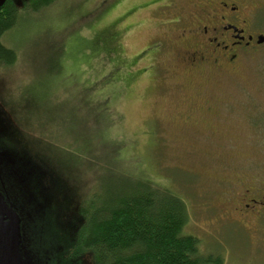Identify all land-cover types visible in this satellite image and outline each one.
I'll list each match as a JSON object with an SVG mask.
<instances>
[{
  "label": "rangeland",
  "instance_id": "obj_1",
  "mask_svg": "<svg viewBox=\"0 0 264 264\" xmlns=\"http://www.w3.org/2000/svg\"><path fill=\"white\" fill-rule=\"evenodd\" d=\"M12 1L18 22L2 42L16 59L0 61V194L20 221L24 255L58 264L67 254L74 221L99 193L96 142L103 162L120 156L121 174L185 201L184 231L203 254L264 264V44L229 72L205 74L173 42L170 22L189 15L187 0H55L38 12ZM254 4L264 34V0ZM247 189L257 203L242 199ZM243 203L253 204L244 218L233 210Z\"/></svg>",
  "mask_w": 264,
  "mask_h": 264
},
{
  "label": "trees",
  "instance_id": "obj_2",
  "mask_svg": "<svg viewBox=\"0 0 264 264\" xmlns=\"http://www.w3.org/2000/svg\"><path fill=\"white\" fill-rule=\"evenodd\" d=\"M54 1L29 0L26 9L38 12ZM18 17L19 11L12 0L0 7V61L7 64L14 63L16 54L3 44L2 38L14 28ZM91 104L96 103L92 101ZM102 136L100 134L98 139L104 140ZM101 148L95 142L99 193L88 209L80 211V225L74 221V237L58 264L224 263L221 254H203L199 238L185 233L189 214L187 204L179 195L142 175L121 174L117 169L124 171L120 156L113 152L110 155L112 164L103 162L104 159L97 155ZM48 149L55 151L51 147ZM41 152L51 164L52 159H60L67 165L61 157H51L43 149ZM53 165L57 167L56 163Z\"/></svg>",
  "mask_w": 264,
  "mask_h": 264
},
{
  "label": "flooded vegetation",
  "instance_id": "obj_3",
  "mask_svg": "<svg viewBox=\"0 0 264 264\" xmlns=\"http://www.w3.org/2000/svg\"><path fill=\"white\" fill-rule=\"evenodd\" d=\"M255 1L187 0L191 7L189 15L177 14V20H171L170 23L177 29V37L173 42L185 47L184 58L189 69L212 74L229 72L234 68L232 66L239 55L256 45L259 35H264L256 30L254 12H257L258 6L254 4ZM204 108L213 111L212 103ZM252 191L247 189L242 199L257 203ZM260 199L263 209L264 189ZM252 205L243 203V206L233 210L244 218L250 214ZM19 232L21 234V230ZM10 256L12 264H22L21 261L25 259L24 253L13 252ZM3 259L4 253H0V264H8Z\"/></svg>",
  "mask_w": 264,
  "mask_h": 264
},
{
  "label": "water",
  "instance_id": "obj_4",
  "mask_svg": "<svg viewBox=\"0 0 264 264\" xmlns=\"http://www.w3.org/2000/svg\"><path fill=\"white\" fill-rule=\"evenodd\" d=\"M7 0H0V7ZM257 44H264V35H259L256 40ZM8 211V212H7ZM0 253H4V261L12 264L10 254L13 252H22L20 244V230L21 225L18 217L10 212L7 208L4 197L0 194ZM25 259L21 261L22 264H34L33 260L28 256H23ZM2 260V259H1Z\"/></svg>",
  "mask_w": 264,
  "mask_h": 264
}]
</instances>
